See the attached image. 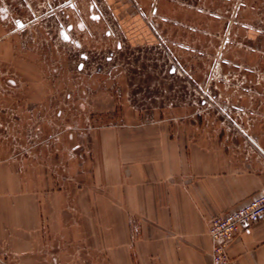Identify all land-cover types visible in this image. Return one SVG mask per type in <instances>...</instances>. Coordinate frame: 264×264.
<instances>
[{
  "label": "rangeland",
  "instance_id": "obj_1",
  "mask_svg": "<svg viewBox=\"0 0 264 264\" xmlns=\"http://www.w3.org/2000/svg\"><path fill=\"white\" fill-rule=\"evenodd\" d=\"M179 132L264 166V0H0V163L25 185L0 195L41 204L0 213V264H125V221L89 202L133 134Z\"/></svg>",
  "mask_w": 264,
  "mask_h": 264
},
{
  "label": "crops",
  "instance_id": "obj_2",
  "mask_svg": "<svg viewBox=\"0 0 264 264\" xmlns=\"http://www.w3.org/2000/svg\"><path fill=\"white\" fill-rule=\"evenodd\" d=\"M134 136L142 137L140 147L116 153L111 164L109 201L95 196L89 202L94 217L102 218L103 202L109 218L125 221L114 235L125 264H212L207 220L255 196L264 185V166L237 149L229 140L241 138L231 133L179 132L174 140L162 138L156 151L149 136ZM12 168L0 163V194L25 187ZM4 196L0 213L18 211V217L11 215L15 226L25 227L22 212L39 216L41 204L32 194ZM240 231L228 247L232 264H264V219Z\"/></svg>",
  "mask_w": 264,
  "mask_h": 264
},
{
  "label": "built area",
  "instance_id": "obj_3",
  "mask_svg": "<svg viewBox=\"0 0 264 264\" xmlns=\"http://www.w3.org/2000/svg\"><path fill=\"white\" fill-rule=\"evenodd\" d=\"M256 146L261 155H264V149L259 144ZM262 219H264V185L255 196L235 209L211 217L208 221V233L212 241V264H228L230 243L243 227Z\"/></svg>",
  "mask_w": 264,
  "mask_h": 264
}]
</instances>
